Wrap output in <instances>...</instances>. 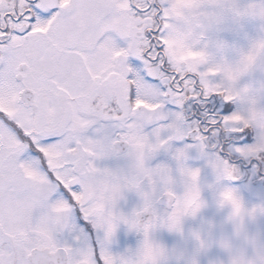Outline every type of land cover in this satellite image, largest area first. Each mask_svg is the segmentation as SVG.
I'll return each instance as SVG.
<instances>
[{
	"label": "snow or ice",
	"instance_id": "6c2138e0",
	"mask_svg": "<svg viewBox=\"0 0 264 264\" xmlns=\"http://www.w3.org/2000/svg\"><path fill=\"white\" fill-rule=\"evenodd\" d=\"M227 17L264 22V0H0V264H167L152 233L180 231L204 206L189 153L217 185L241 179L237 160L264 164V109L253 99L232 110L248 97L236 84L264 57V40L235 66L213 63L209 48L223 44L209 34ZM172 142L184 143L175 174L149 167ZM113 158L127 171L98 166ZM223 189L240 217L238 190ZM125 192L142 201L129 215L117 211ZM121 223L143 240L116 255ZM65 231L71 244L57 239ZM229 264H264V248Z\"/></svg>",
	"mask_w": 264,
	"mask_h": 264
},
{
	"label": "rangeland",
	"instance_id": "374dc122",
	"mask_svg": "<svg viewBox=\"0 0 264 264\" xmlns=\"http://www.w3.org/2000/svg\"><path fill=\"white\" fill-rule=\"evenodd\" d=\"M183 2L186 6H190L193 0H183ZM259 2L260 0H238L241 7ZM209 35L213 45L223 44L222 49L215 46L209 48L212 62L226 61L235 66L242 53L246 54L255 42L264 40V22L252 17L240 19L227 17L218 30H214ZM195 59L196 57L188 52L181 55V60L184 61ZM236 88L238 90L248 88L249 93L243 103L238 102L232 105L233 111L238 109L247 111L250 107L249 101L253 99L256 101L258 109H264V57L257 60L250 72L240 77ZM254 136L255 133H252L253 139ZM182 147H184V143L172 142L171 150L156 154V164H150L148 161V166L155 167L158 164H166L173 169L175 174L177 165L172 159V155ZM118 161L115 158L102 160L98 162V166L117 170L121 167ZM126 165L128 164L126 163ZM186 166L192 169H201L199 182L204 206L195 218H184L180 231L169 232L166 228H158L152 233V240L171 254L167 264H190L193 257L196 264H229L231 256L241 253L245 254L247 258H252L255 249L264 248V215H257L254 220L245 217L242 222L233 223L228 218V210H220L216 206L215 195L220 189L231 187L238 190L244 208L250 210L253 207L264 206V180H262L264 179V164L253 160L252 168L247 170L240 169L238 164L241 179L236 182H222L220 185L216 184L215 176L212 170L207 167L206 161L198 158L195 151L189 153ZM258 180H262V183L256 184L255 182L253 185V182ZM209 185H213L212 191L208 187ZM208 190L210 193L205 195L204 193ZM177 191L182 192V187L178 186ZM133 235L134 231L129 243H121L113 239L109 250L116 255L124 254L129 249L135 251L143 239L136 240ZM197 235L205 244L203 249L200 248V242L196 239ZM59 241L61 244L65 242L71 244V234L65 231ZM222 243L230 245V248L222 247Z\"/></svg>",
	"mask_w": 264,
	"mask_h": 264
},
{
	"label": "flooded vegetation",
	"instance_id": "af4514ba",
	"mask_svg": "<svg viewBox=\"0 0 264 264\" xmlns=\"http://www.w3.org/2000/svg\"><path fill=\"white\" fill-rule=\"evenodd\" d=\"M116 160H119L118 164L121 166L118 169L123 168L125 171H127L128 165H126V163L128 164V161L125 159H122V158L116 159ZM156 162H157L156 157L149 161L150 164H154V165L156 164ZM238 164H239L240 169H243V170H247L248 168L251 169L253 166V160L252 161L237 160L236 166H238ZM263 176H264V174H263ZM262 180H264V179H262ZM262 180L254 181L253 185L255 182H256V184H261ZM211 191H212V188H211ZM208 193H210V190H208L204 194L206 195ZM141 203H142V201L140 200L139 196L135 192H125L123 194V198L118 201L117 211L121 212L125 215H129L133 212L134 209L139 208L141 206ZM73 222L75 223L77 228H82V229H84V231L86 233H90V235L92 237L91 242L93 244H95V242H96L95 241V233L90 231L91 226L90 225L86 226L84 223L81 222V220L79 218L75 219ZM132 232L133 231H129V229L126 225L121 223L117 229V232H116L114 239L118 240L121 243L122 242L129 243V241L131 240V237H132L131 236ZM62 236H63V234L59 235L57 237V239L58 240L61 239ZM133 236L135 237L136 240H142L143 239V235L136 233V232H134ZM71 238H72V236H71Z\"/></svg>",
	"mask_w": 264,
	"mask_h": 264
},
{
	"label": "clouds",
	"instance_id": "9594fccd",
	"mask_svg": "<svg viewBox=\"0 0 264 264\" xmlns=\"http://www.w3.org/2000/svg\"><path fill=\"white\" fill-rule=\"evenodd\" d=\"M215 204L220 210H224V209L228 210V218L233 223L242 222L245 217L249 218L250 220H254L257 217V215H259V214L253 215L250 213L249 209L244 208V211L242 212L240 217H234L231 203L224 198V189H220L219 191L216 192ZM245 235H247V233H245ZM167 256L169 258L171 256V254L167 253ZM193 259H194V257H193Z\"/></svg>",
	"mask_w": 264,
	"mask_h": 264
}]
</instances>
